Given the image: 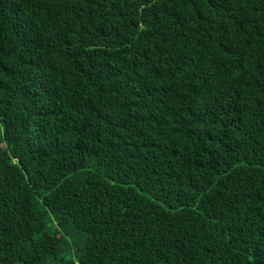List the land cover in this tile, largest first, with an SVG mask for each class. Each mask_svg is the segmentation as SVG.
Listing matches in <instances>:
<instances>
[{
  "label": "trees",
  "instance_id": "trees-1",
  "mask_svg": "<svg viewBox=\"0 0 264 264\" xmlns=\"http://www.w3.org/2000/svg\"><path fill=\"white\" fill-rule=\"evenodd\" d=\"M0 264H264V0H0Z\"/></svg>",
  "mask_w": 264,
  "mask_h": 264
}]
</instances>
